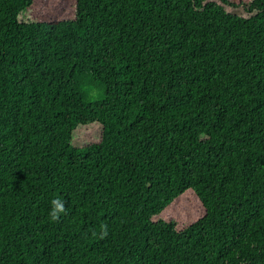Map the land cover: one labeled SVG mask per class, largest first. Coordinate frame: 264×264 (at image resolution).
Wrapping results in <instances>:
<instances>
[{"label":"trees","instance_id":"obj_1","mask_svg":"<svg viewBox=\"0 0 264 264\" xmlns=\"http://www.w3.org/2000/svg\"><path fill=\"white\" fill-rule=\"evenodd\" d=\"M0 264H264V0H0Z\"/></svg>","mask_w":264,"mask_h":264},{"label":"clouds","instance_id":"obj_2","mask_svg":"<svg viewBox=\"0 0 264 264\" xmlns=\"http://www.w3.org/2000/svg\"><path fill=\"white\" fill-rule=\"evenodd\" d=\"M64 209V202L59 199L55 198L50 201V210H49V215L52 220L57 219L58 214L62 212Z\"/></svg>","mask_w":264,"mask_h":264}]
</instances>
